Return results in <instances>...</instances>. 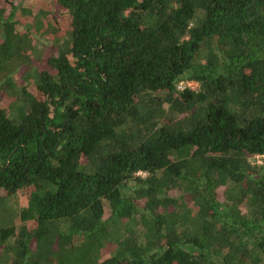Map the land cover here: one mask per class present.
Masks as SVG:
<instances>
[{
    "label": "trees",
    "instance_id": "16d2710c",
    "mask_svg": "<svg viewBox=\"0 0 264 264\" xmlns=\"http://www.w3.org/2000/svg\"><path fill=\"white\" fill-rule=\"evenodd\" d=\"M52 1L0 0V264H264V0Z\"/></svg>",
    "mask_w": 264,
    "mask_h": 264
},
{
    "label": "rangeland",
    "instance_id": "374dc122",
    "mask_svg": "<svg viewBox=\"0 0 264 264\" xmlns=\"http://www.w3.org/2000/svg\"><path fill=\"white\" fill-rule=\"evenodd\" d=\"M47 3H49V7L51 5V11H49L50 13L48 14V19L53 23H54V19L53 16H60V12L58 11V9L55 8L53 4L52 0H23V6L25 8H27L28 10L32 9V8H44V5H47ZM48 8H46L45 10H47ZM9 10V9H7ZM39 12H37L38 14ZM19 14V13H18ZM41 22L44 23V19L41 18ZM40 22V23H41ZM2 31L0 29V41L2 40ZM51 38H53V41L51 40ZM48 39V37L45 35V33L43 32V30L39 31L38 33L34 34V40H33V56L34 57H43L46 55H49L50 53H54L55 49H56V43L57 40L56 38H58V36H54ZM263 163H264V159H263ZM141 176H146V175H142ZM6 205L5 207L9 210V217H12L11 219L8 218L7 221L11 222L13 221V223L15 225H18L20 223V214L21 212L26 208V200L24 198V196H22L21 194L18 195H14L11 198L7 199V201L5 202ZM27 223L32 225V220L28 221ZM104 253L106 255H109V253H112V247L111 246H107L105 248Z\"/></svg>",
    "mask_w": 264,
    "mask_h": 264
},
{
    "label": "built area",
    "instance_id": "2783aa9c",
    "mask_svg": "<svg viewBox=\"0 0 264 264\" xmlns=\"http://www.w3.org/2000/svg\"><path fill=\"white\" fill-rule=\"evenodd\" d=\"M176 89L180 92L186 89L197 92L199 89V84L193 81L181 80L176 84ZM263 159L264 155H253L250 157L249 162L251 165H263ZM140 174L141 173H139V175Z\"/></svg>",
    "mask_w": 264,
    "mask_h": 264
}]
</instances>
